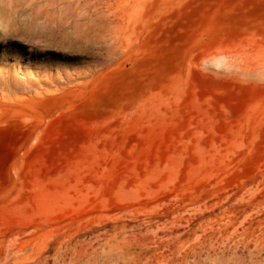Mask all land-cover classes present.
I'll list each match as a JSON object with an SVG mask.
<instances>
[{
	"label": "rangeland",
	"instance_id": "1",
	"mask_svg": "<svg viewBox=\"0 0 264 264\" xmlns=\"http://www.w3.org/2000/svg\"><path fill=\"white\" fill-rule=\"evenodd\" d=\"M114 235L264 264V0H0V264Z\"/></svg>",
	"mask_w": 264,
	"mask_h": 264
},
{
	"label": "bare ground",
	"instance_id": "2",
	"mask_svg": "<svg viewBox=\"0 0 264 264\" xmlns=\"http://www.w3.org/2000/svg\"><path fill=\"white\" fill-rule=\"evenodd\" d=\"M103 239L106 240L105 242L100 244V246H103L102 247L103 249L99 248L100 250L98 248L93 247V242H91L90 245L83 246L81 248H78L77 244L70 243L67 244L65 247L58 246L53 255H45L43 250H39L35 253L33 252L29 254L26 257V260L24 261L18 260V258H16L12 264H96V261L100 259V258L96 259V257L100 255L99 254L101 253L100 251L103 252L104 248L106 247V244L107 245L111 244V245L110 248L108 247L109 248L108 250L106 251L104 250L105 253H108L110 255L112 254V256L113 255L116 256L118 260L120 259L124 263L139 264V262L143 260V258L145 257L143 256L144 252L148 250L147 248L143 247V245L141 244V242L145 243V237H137V236L119 237L118 235H114V236L102 238V240Z\"/></svg>",
	"mask_w": 264,
	"mask_h": 264
}]
</instances>
